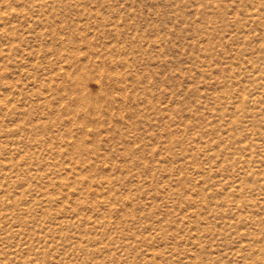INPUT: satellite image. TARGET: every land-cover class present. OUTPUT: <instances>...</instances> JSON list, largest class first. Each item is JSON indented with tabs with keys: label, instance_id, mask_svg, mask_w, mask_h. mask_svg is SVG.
<instances>
[{
	"label": "rangeland",
	"instance_id": "obj_1",
	"mask_svg": "<svg viewBox=\"0 0 264 264\" xmlns=\"http://www.w3.org/2000/svg\"><path fill=\"white\" fill-rule=\"evenodd\" d=\"M0 264H264V0H0Z\"/></svg>",
	"mask_w": 264,
	"mask_h": 264
}]
</instances>
